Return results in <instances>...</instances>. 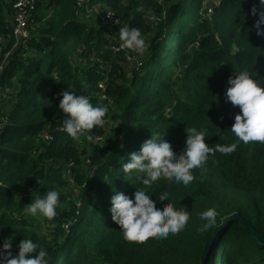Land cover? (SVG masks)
<instances>
[{
  "label": "trees",
  "instance_id": "obj_1",
  "mask_svg": "<svg viewBox=\"0 0 264 264\" xmlns=\"http://www.w3.org/2000/svg\"><path fill=\"white\" fill-rule=\"evenodd\" d=\"M254 3L94 0L81 8L77 0H38L27 45L15 48L13 1L0 0L2 51L11 53L1 77L10 95L0 106V122L7 120L0 132V241L15 235L13 255L24 236L47 250L49 264H201L214 236L207 264H264V244L240 221L224 222L240 214L264 236V144L236 141L229 128L240 110L223 95L228 77L244 67L264 86V38L252 27ZM96 4L120 26L103 21ZM243 23L251 29L247 37ZM123 25L141 30L149 45L143 56L121 48ZM67 86L109 108L105 126L93 130L95 143L62 130L59 93ZM186 127L205 129L213 149L238 147L228 155L214 152L203 170H193L187 188L163 178L146 188L153 199L167 190L170 202L187 206L183 231L125 241L111 219V197L145 186L121 172L119 159L164 132L179 153ZM52 189L61 192L56 217L22 215L32 198ZM208 208L216 209V224L200 233L199 215Z\"/></svg>",
  "mask_w": 264,
  "mask_h": 264
},
{
  "label": "clouds",
  "instance_id": "obj_2",
  "mask_svg": "<svg viewBox=\"0 0 264 264\" xmlns=\"http://www.w3.org/2000/svg\"><path fill=\"white\" fill-rule=\"evenodd\" d=\"M251 14L258 17L253 24L256 35L264 38V0H258L251 8ZM246 29V37L251 30ZM122 42L121 48L130 50L139 56L148 51L141 30L136 27L123 25L118 34ZM236 71V70H235ZM255 71V70H254ZM257 72L244 67L236 71L235 76H229L224 90L225 102L239 107L234 116V123L229 128L237 142L248 145L250 143L264 144V86L257 81ZM264 79V78H262ZM77 92L67 86V90L59 93L58 108L65 114L62 130L72 139L79 141L81 137L95 143L94 129L105 126L107 105H94L88 95H77ZM186 140L183 149L177 153L170 141L163 134H151L140 146L138 151L128 154L127 160L122 161L120 168L125 175H135L136 181L145 187H134L130 195L116 192L110 200L109 209L112 221L120 227L125 241L144 243L149 238L167 239L183 231L190 219L187 206H177L169 201L170 193L160 192L158 198L153 199V193L146 191L151 185L162 178L168 182L182 184L185 188L196 179L195 169H204L214 152L225 155L233 153L238 143L230 145L217 144L215 149L205 143L207 131L203 128L186 127ZM61 192L48 190L43 196L31 199L22 215L24 217H44L52 220L57 215L60 206ZM157 201H163V206H157ZM217 211L208 208L202 211L199 219L203 223L198 228L204 233L216 224ZM15 235L0 241V264H49L48 252L31 238L23 236L17 245L18 253L13 255L12 241Z\"/></svg>",
  "mask_w": 264,
  "mask_h": 264
},
{
  "label": "built area",
  "instance_id": "obj_3",
  "mask_svg": "<svg viewBox=\"0 0 264 264\" xmlns=\"http://www.w3.org/2000/svg\"><path fill=\"white\" fill-rule=\"evenodd\" d=\"M163 1V0H159ZM38 0H16L13 5L15 11L13 19L14 26L12 28V36L15 38L16 47L26 46V41L29 38V21L32 16V12L35 10ZM94 0H77L79 7L90 8ZM100 4H96L93 7V11L98 14L103 21H108L110 24L119 27L120 22L116 15L110 11H107L105 15L102 14L100 9ZM212 10H209L211 13ZM4 40L0 38V106L4 103L5 99L10 95L9 91H3L1 88V77L4 72L5 64L10 59L11 53L4 54L2 51ZM7 124V120L0 122V132L3 130L4 126ZM46 140H49L48 136H45Z\"/></svg>",
  "mask_w": 264,
  "mask_h": 264
},
{
  "label": "water",
  "instance_id": "obj_4",
  "mask_svg": "<svg viewBox=\"0 0 264 264\" xmlns=\"http://www.w3.org/2000/svg\"><path fill=\"white\" fill-rule=\"evenodd\" d=\"M229 220H236V221H240L242 224H244L246 230H248L250 233H252L255 238L261 243L264 244V236L259 235L254 229L253 227L247 222L245 221V219L240 215V214H234L230 217H227L224 219V222H228ZM221 227H218V230H216V233L220 230ZM214 240V236L213 238L209 241V243L206 245L205 249H204V254L203 257L201 259V264H207V257L209 255V253L211 252L212 249V243Z\"/></svg>",
  "mask_w": 264,
  "mask_h": 264
},
{
  "label": "rangeland",
  "instance_id": "obj_5",
  "mask_svg": "<svg viewBox=\"0 0 264 264\" xmlns=\"http://www.w3.org/2000/svg\"><path fill=\"white\" fill-rule=\"evenodd\" d=\"M13 1V5L15 4V1L16 0H12ZM214 4V2H211V3H206V6L207 7H209V6H212ZM14 13H15V11H14ZM33 13V12H32ZM13 16H14V14L12 15V17H11V24H12V28H13V26H14V19H13Z\"/></svg>",
  "mask_w": 264,
  "mask_h": 264
}]
</instances>
